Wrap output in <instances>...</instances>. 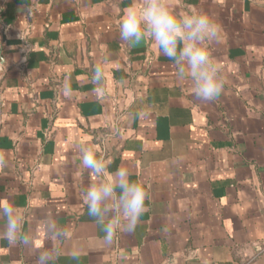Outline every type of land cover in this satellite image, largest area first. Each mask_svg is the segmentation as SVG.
<instances>
[{"label":"crops","instance_id":"1","mask_svg":"<svg viewBox=\"0 0 264 264\" xmlns=\"http://www.w3.org/2000/svg\"><path fill=\"white\" fill-rule=\"evenodd\" d=\"M143 2L0 0V202L30 241L9 243L0 218V264L42 250L54 264H264V0H165L219 26L213 101L154 42L120 38ZM84 147L146 193L135 230L110 244L83 201L99 182Z\"/></svg>","mask_w":264,"mask_h":264},{"label":"clouds","instance_id":"2","mask_svg":"<svg viewBox=\"0 0 264 264\" xmlns=\"http://www.w3.org/2000/svg\"><path fill=\"white\" fill-rule=\"evenodd\" d=\"M219 32V26L209 15L202 12L176 15L165 0H144L142 7L130 9L119 25L122 40L148 39L154 42L158 50L173 62L177 77L190 79L192 94L203 101L215 100L223 88L207 47L209 42L218 39ZM101 75L102 70L96 67L94 79L99 81ZM81 164L99 180L84 189L83 201L88 215L95 218L104 233L103 242L110 244L117 230L132 233L145 207L143 186L129 179L127 168L108 172L105 162L87 147L81 148ZM0 218L6 220L3 236L9 243L30 242L29 237L23 235V217L11 202H0ZM45 229L50 235H61L51 220L46 222ZM56 259L54 251L42 250L37 264H54Z\"/></svg>","mask_w":264,"mask_h":264}]
</instances>
